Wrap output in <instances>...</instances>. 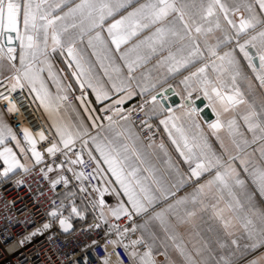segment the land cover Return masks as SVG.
Returning a JSON list of instances; mask_svg holds the SVG:
<instances>
[{"label": "snow or ice", "instance_id": "snow-or-ice-1", "mask_svg": "<svg viewBox=\"0 0 264 264\" xmlns=\"http://www.w3.org/2000/svg\"><path fill=\"white\" fill-rule=\"evenodd\" d=\"M9 182L49 264H264V0H0Z\"/></svg>", "mask_w": 264, "mask_h": 264}, {"label": "built area", "instance_id": "built-area-1", "mask_svg": "<svg viewBox=\"0 0 264 264\" xmlns=\"http://www.w3.org/2000/svg\"><path fill=\"white\" fill-rule=\"evenodd\" d=\"M20 113L10 117V121L15 128L30 126L34 130L44 126V117L40 110L35 106L21 110ZM30 178H26L29 180ZM47 191V186L45 185ZM36 186L32 189L25 185L15 187L12 183L0 184V264H49V241L48 234L38 235L26 242L23 246L19 241L35 227L46 219L44 210L41 208L34 215L31 214L35 202ZM14 202L15 208L10 213H5L4 203ZM6 215L14 217L13 220L5 219ZM90 219V218H89ZM75 230L65 237L59 234L58 226L54 225V231L58 233V240H67L69 249H81L90 243L89 236L95 238L97 233L94 231L88 235L84 233L86 224L75 222ZM53 260L63 259L62 256H53Z\"/></svg>", "mask_w": 264, "mask_h": 264}, {"label": "water", "instance_id": "water-1", "mask_svg": "<svg viewBox=\"0 0 264 264\" xmlns=\"http://www.w3.org/2000/svg\"><path fill=\"white\" fill-rule=\"evenodd\" d=\"M173 99H175V98H173ZM204 101H197V104L200 106V107H203V105H204ZM211 113V111L209 110V109H205V111L203 112V114H206V115H208V114H210Z\"/></svg>", "mask_w": 264, "mask_h": 264}, {"label": "crops", "instance_id": "crops-1", "mask_svg": "<svg viewBox=\"0 0 264 264\" xmlns=\"http://www.w3.org/2000/svg\"><path fill=\"white\" fill-rule=\"evenodd\" d=\"M138 99V98H137ZM134 102V101H133ZM130 103H132V102H130ZM41 111V113H42V115H43V117H44V119L46 120L47 119V117L45 116V114L43 113V111L42 110H40ZM206 118H208V119H212L213 118V115H212V113H210V114H208V115H206V114H203ZM182 194V193H181Z\"/></svg>", "mask_w": 264, "mask_h": 264}]
</instances>
